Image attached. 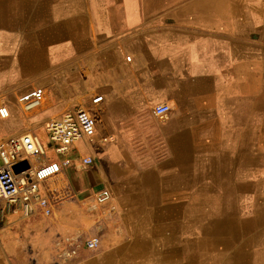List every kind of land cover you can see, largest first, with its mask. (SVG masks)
Returning <instances> with one entry per match:
<instances>
[{"label": "crops", "instance_id": "obj_1", "mask_svg": "<svg viewBox=\"0 0 264 264\" xmlns=\"http://www.w3.org/2000/svg\"><path fill=\"white\" fill-rule=\"evenodd\" d=\"M0 1V106L13 138L32 131L19 99L38 88L48 98L35 124L78 109L98 117L95 96L116 110L41 184L50 216L0 200V264H192L191 200H205L200 264H264V0ZM161 104L164 120L150 112ZM86 156L95 163L81 168ZM225 171L244 180L232 186ZM237 186L262 198L243 190L233 212ZM239 216L257 227L243 233Z\"/></svg>", "mask_w": 264, "mask_h": 264}, {"label": "built area", "instance_id": "obj_2", "mask_svg": "<svg viewBox=\"0 0 264 264\" xmlns=\"http://www.w3.org/2000/svg\"><path fill=\"white\" fill-rule=\"evenodd\" d=\"M129 61L130 58H127ZM46 94L43 89L38 88L23 95L19 99L25 112H34L38 110ZM104 101L103 96H95L92 99V106H100ZM154 116L164 120L171 113V107L167 104H161L154 108ZM11 117L10 109L0 106V119L8 120ZM98 122L91 111L78 109L68 112L63 116L50 120L46 127V134L49 143L55 150L57 157H47L35 169L15 175L13 167L23 161H28L35 156H45V148L42 140L34 134H26L11 138L8 142L0 145V200L5 203L9 211L21 208L24 211H30L34 204L40 206L46 216L52 214V207L49 201L42 197L40 186L49 179L62 173L64 168L71 165L70 157L73 148L82 142H92L97 136ZM113 138H104L103 143L112 142ZM63 157L62 160L57 158ZM56 158V159H55ZM95 160L91 156L83 157L80 161L81 168L92 167ZM110 200L107 191L98 194L95 197V207L105 205ZM88 250L94 251L100 247V239L92 238L85 244ZM75 249L64 254L67 259L75 255Z\"/></svg>", "mask_w": 264, "mask_h": 264}, {"label": "bare ground", "instance_id": "obj_3", "mask_svg": "<svg viewBox=\"0 0 264 264\" xmlns=\"http://www.w3.org/2000/svg\"><path fill=\"white\" fill-rule=\"evenodd\" d=\"M2 1H4V0H2ZM14 1V4H18V5H21V2L22 1H24V0H18V3H17V1L16 0H13ZM27 1V0H26ZM1 2V1H0ZM31 2V1H30ZM17 8V7H16ZM10 14V13H9ZM6 21V20H5ZM8 21V20H7ZM71 31V30H70ZM11 38H14V37H11ZM50 38V37H49ZM80 40V39H79ZM83 40V39H82ZM17 41V40H16ZM83 44V43H82ZM12 45V44H11ZM85 46V45H84ZM15 47V46H14ZM20 47V46H19ZM11 48L13 49V47L11 46ZM16 48V47H15ZM18 48V47H17ZM6 50V49H5ZM8 52V51H7ZM19 52V51H18ZM21 52V51H20ZM27 52V51H26ZM10 53V52H9ZM13 53V52H12ZM25 53V52H24ZM5 54H6V52H5ZM4 54V55H5ZM15 55H18V54H15ZM14 55V56H15ZM22 55H23V53H22ZM14 56H12L13 58H14ZM16 57V56H15ZM31 57V56H30ZM12 58V59H13ZM17 58V57H16ZM22 59V58H21ZM41 61V60H40ZM17 62H18V60H17ZM12 64V63H11ZM19 65V64H18ZM36 65H37V63H36ZM42 65V64H41ZM26 66V65H25ZM13 67V66H12ZM18 67V66H17ZM28 67V66H27ZM32 67V66H31ZM32 68H34V67H32ZM16 69V68H15ZM28 69V68H27ZM3 70V69H2ZM10 72V71H9ZM19 72V71H18ZM7 73V72H6ZM18 74V73H17ZM0 75H2V74H0ZM14 77H15V75H13ZM14 77H13V79H14ZM1 81V80H0ZM5 81V80H4ZM47 96H46V98H45V100H47ZM49 100V99H48ZM95 107H98V106H95ZM95 117V116H94ZM256 134V133H255ZM23 135H26V134H23ZM45 145V144H44ZM256 145V144H255ZM253 146H254V144H253ZM260 151V150H259ZM43 152H44V154H46L45 156H35V157H33V158H30V167H32V168H37L38 167V165H37V167H33L34 166V160L35 159H37V158H39V157H44V159H48L49 157H52L53 155H51V151H47L45 148H43ZM48 158H47V157ZM252 160V159H251ZM195 161V160H194ZM237 163V162H236ZM33 165V166H32ZM191 165V164H190ZM227 167V166H226ZM236 167V166H235ZM228 168V167H227ZM225 174H227V176L229 177V180H232V183L230 182L229 184L230 185H232L233 186V183H234V181H236V182H238V181H242V180H244L243 178H239L238 176H237V174H235V177L236 178H234L233 176H231L229 173L230 172H227V171H225L224 172ZM61 174V173H60ZM194 175V174H193ZM58 176H63V175H57V176H55L54 178L55 179H57L56 177H58ZM54 178H52V179H49L48 180V182H50V181H52ZM191 180V179H190ZM259 180H261V178H258V181ZM190 183H191V181H190ZM264 188V187H263ZM228 190H229V194H227V197L228 196H234L236 199L234 200V202H235V204L233 205V212H234V209H239L240 208V206H241V204H242V202H241V200H239V199H243L244 200V198H243V196L244 195H249V196H251V198H253V200H259L260 198H262V193H261V190H260V188L259 189H257V188H250V187H243V189H241V187H238L237 186V189H236V192H231V189L230 188H227ZM233 189V188H232ZM47 190V189H46ZM246 191V192H244V191ZM235 191V190H234ZM242 192H244V195L242 196ZM264 193V192H263ZM194 195V194H193ZM196 195V194H195ZM199 198H201V197H199ZM204 201L205 200H191V202H190V204H189V207H188V213H189V220H188V223H189V234H192L195 238H196V241H192V250L190 251V252H192L193 253V260H192V264H200V261L202 262V258H200V252H199V254L197 253V249H198V246H200V244H198L197 243V232H199V230H200V223H199V220H200V215H199V213L200 212H203V205H204ZM208 202H210V203H214V204H216V201L217 200H207ZM220 202L222 201V200H219ZM226 201H227V199H226ZM229 201V200H228ZM227 201V202H228ZM224 202H225V200H224ZM217 205V204H216ZM230 205V204H229ZM218 206V205H217ZM221 211V210H220ZM207 214V213H206ZM240 217L241 216H239V219H240ZM127 220V219H126ZM157 222V221H156ZM231 222V221H230ZM158 223V222H157ZM152 224V223H151ZM231 224V226L233 227V224L232 223H230ZM154 225V224H153ZM232 227H230V228H232ZM257 226H256V223L255 222H252L251 221V226H250V224H249V222L247 221V220H244V219H240V230L244 233L245 231L247 232L248 230H250L251 228H256ZM151 229H152V227H151ZM154 231V230H153ZM156 233V232H155ZM256 234V233H255ZM158 236V235H157ZM189 237V236H188ZM194 240V239H193ZM156 241V240H155ZM189 241V240H188ZM155 243V242H154ZM161 244H162V242H161ZM212 244V243H211ZM252 244H255V242L253 241V243ZM157 248V247H156ZM179 249V248H178ZM200 249V248H199ZM160 250V249H159ZM114 251H115V249H114ZM174 251V250H173ZM172 251V252H173ZM211 251V250H210ZM154 252V251H153ZM184 253V252H183ZM150 254H151V252H150ZM154 256V255H153ZM158 257V256H157ZM237 257V256H236ZM155 258V257H154ZM191 258H192V255H191ZM200 260V261H199ZM248 260V259H247ZM246 262V261H245ZM107 264H108V262H107Z\"/></svg>", "mask_w": 264, "mask_h": 264}, {"label": "rangeland", "instance_id": "obj_4", "mask_svg": "<svg viewBox=\"0 0 264 264\" xmlns=\"http://www.w3.org/2000/svg\"><path fill=\"white\" fill-rule=\"evenodd\" d=\"M96 94H93V97L95 96ZM45 104H46V100H44L42 106L34 111V112H25L21 107V111L24 113V115L26 116V120H23L24 121H27L28 123L30 122L31 125H29V128L32 129V131H29L25 134H34L36 136H38L42 142L45 144V149L47 151L49 150H52L51 151V155H53V157H56V154H55V150L52 148V144L49 143L48 141V137H47V142L46 140L43 138V137H46V127H47V124L50 120H47L45 121L44 123H38V124H35V122L37 120H39L40 116L38 115L45 107ZM101 108V109H100ZM154 108H151L150 109V112L151 114L154 116ZM93 109L95 111H98L99 115L98 117H95L97 122H98V127H99V131L101 134L105 133L106 130H107V125H106V122H105V118L110 115V116H115L116 115V110L115 109H104L103 108V105L101 104L100 106L98 107H93ZM34 123H33V122ZM20 122V121H19ZM15 126L14 122H8V120H5L3 122L0 123V145L1 144H4L6 142H8L11 138H13L11 135H10V131L12 129V127ZM85 147H87V145H85ZM77 148L79 149L80 146H77ZM98 150V149H97ZM78 153L79 155L81 154V150L79 149L78 150ZM77 151L76 153L74 152H71L70 154V157L71 158H76L78 157V154ZM60 159L62 160L63 157H60ZM44 160V157H39L37 159L34 160L35 163H40ZM0 166H1V162H0ZM95 251V250H94ZM65 254V253H64ZM74 255H72L71 257L69 258H65L64 255L62 257V261H68L69 259H71Z\"/></svg>", "mask_w": 264, "mask_h": 264}, {"label": "water", "instance_id": "obj_5", "mask_svg": "<svg viewBox=\"0 0 264 264\" xmlns=\"http://www.w3.org/2000/svg\"><path fill=\"white\" fill-rule=\"evenodd\" d=\"M30 170V165L28 161H23L13 167V172L15 175H20L21 173Z\"/></svg>", "mask_w": 264, "mask_h": 264}]
</instances>
